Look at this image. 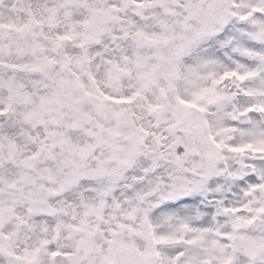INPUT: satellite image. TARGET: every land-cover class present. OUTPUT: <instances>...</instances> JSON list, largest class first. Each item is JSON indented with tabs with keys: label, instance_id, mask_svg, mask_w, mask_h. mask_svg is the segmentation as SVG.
<instances>
[{
	"label": "snow or ice",
	"instance_id": "1",
	"mask_svg": "<svg viewBox=\"0 0 264 264\" xmlns=\"http://www.w3.org/2000/svg\"><path fill=\"white\" fill-rule=\"evenodd\" d=\"M0 264H264V0H0Z\"/></svg>",
	"mask_w": 264,
	"mask_h": 264
}]
</instances>
